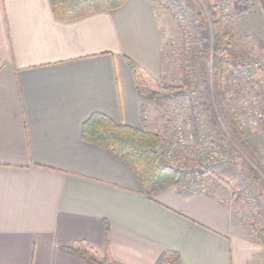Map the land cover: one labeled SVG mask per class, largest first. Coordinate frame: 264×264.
Masks as SVG:
<instances>
[{"label":"crops","instance_id":"1","mask_svg":"<svg viewBox=\"0 0 264 264\" xmlns=\"http://www.w3.org/2000/svg\"><path fill=\"white\" fill-rule=\"evenodd\" d=\"M249 1L242 27L261 29L264 0ZM160 16L150 0L71 20L50 0H0V264H90L71 250L79 242L115 264H254L231 198L147 195L83 139L94 113L140 127L128 60L162 76Z\"/></svg>","mask_w":264,"mask_h":264},{"label":"rangeland","instance_id":"2","mask_svg":"<svg viewBox=\"0 0 264 264\" xmlns=\"http://www.w3.org/2000/svg\"><path fill=\"white\" fill-rule=\"evenodd\" d=\"M154 2L161 13L163 74L153 79L142 72L135 73L141 102L138 128L159 137L155 150L161 164L175 165L182 175L198 177L203 188L217 193L223 202L231 198L229 204L235 211V221L253 253L251 260L254 264H264V27H242L250 21L246 11L249 0H211L212 11L227 16L224 26L229 29L232 49L229 71L222 78L224 100L220 104L212 93V58L204 61L206 54H212L216 30L210 17L205 24L199 15L202 8L207 14L208 7L203 0ZM206 80L212 87L209 93L201 87ZM171 85L179 87L175 96L165 100L152 97ZM229 95L232 110L226 104ZM225 112L232 116L241 132L231 128ZM199 113L202 118L198 120ZM259 113L263 117L255 123ZM203 124L205 141L217 150L227 151V162H207L202 150L204 141L200 139ZM181 133L185 138L183 144L179 140ZM161 148L172 150V154L164 157ZM197 170L201 177L193 173ZM99 260L110 264L103 256ZM163 264L177 262L168 260Z\"/></svg>","mask_w":264,"mask_h":264},{"label":"trees","instance_id":"3","mask_svg":"<svg viewBox=\"0 0 264 264\" xmlns=\"http://www.w3.org/2000/svg\"><path fill=\"white\" fill-rule=\"evenodd\" d=\"M127 1L128 0H50L55 16L61 20H71L98 11L117 9L123 6ZM152 2L155 3L154 0ZM203 3L208 7V12L205 14L206 12L203 11L202 8L199 15L203 17V22L205 24H208L207 20L210 17L213 20V26L216 28L215 41L213 40L211 44L212 54H206L204 61L212 58L214 77V92L212 93L217 103L219 102L222 104L224 100L222 78L228 73L230 63L232 62L230 59L232 53V49H230V33L228 27L224 26V15H218L216 10L212 11L213 4L211 0H203ZM212 39H214V37ZM183 58V60H185L186 55ZM128 61L133 71L135 73L139 72L138 65L132 60ZM201 87L208 93L212 89L207 80L201 83ZM178 88L179 87L175 85H171L166 89L162 88L161 91L155 92L152 97L160 100L168 99L175 96ZM225 116L228 118L231 128L241 132L235 125L236 122L232 116L227 112H225ZM82 136L87 142L105 148L115 157L127 164L137 176L138 181L147 195H151L166 188H171L183 195H198L204 193V188L200 181H193L186 175H182L179 169L160 163V157L155 150L160 140L155 133L145 132L138 127L128 124L117 123L102 113H94L85 121L82 128ZM108 234L109 228H107V236ZM262 241L264 240L262 239ZM82 244V242L75 243L71 250L87 260L90 264H107L104 260H99V256L91 248L86 246L79 248V245L82 246ZM174 256L175 255H165L159 264L168 262V260L172 257L174 258ZM104 259L109 260L110 264H115L107 256H105Z\"/></svg>","mask_w":264,"mask_h":264},{"label":"built area","instance_id":"4","mask_svg":"<svg viewBox=\"0 0 264 264\" xmlns=\"http://www.w3.org/2000/svg\"><path fill=\"white\" fill-rule=\"evenodd\" d=\"M222 8V7H221ZM221 10H225V9H221ZM224 16H223V20L225 21L226 20V18H227V16L225 15V14H223ZM238 74V73H237ZM230 75H232V73L230 74ZM229 94V93H228ZM231 95H229V97L226 99V104L229 106V108L232 110V104H231ZM228 102V103H227ZM254 102H257V100H255ZM201 113H199V116H197V114H196V117H197V119L199 120L200 118H202V114L200 115ZM263 116H262V113H259V115L257 116V118L255 119V123L257 122V120H260L261 118H262ZM202 135L203 136H201V141H204V146L202 147V150L203 151H205V154L207 155V162L209 163V164H220V163H225V162H227L228 160H229V153L227 152V151H223V150H217L214 146H213V144H210V143H208L207 141H205V137L204 136H206V132L204 131V124L202 125ZM179 129H180V127H179ZM191 138L193 139L194 138V135H192L191 134ZM179 140H180V143H185V138H184V136H183V134L181 133L180 135H179ZM162 142L159 144L160 145V147H162ZM164 147V146H163ZM167 148H169V147H167ZM160 154L161 155H164V157H166L167 158V156H170L171 154H172V150H168V149H162L161 148V150H160ZM167 164V163H166ZM167 165H169V164H167ZM171 166H173V167H177V166H175V165H171ZM211 166H213V165H211ZM182 170V172L183 173H185L186 171H184L183 169H181ZM193 173L196 175V177H197V175L198 176H200L201 177V172H200V170H197L196 172L195 171H193ZM187 175L189 174V173H186ZM190 175V174H189ZM189 179H192L193 181H195V180H197V178H190V177H188ZM204 193H206V194H210L211 192L209 191V189H204ZM263 226H264V223H263Z\"/></svg>","mask_w":264,"mask_h":264}]
</instances>
